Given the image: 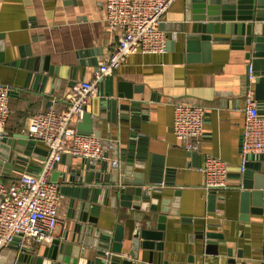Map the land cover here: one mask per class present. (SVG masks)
<instances>
[{
	"label": "crops",
	"instance_id": "1",
	"mask_svg": "<svg viewBox=\"0 0 264 264\" xmlns=\"http://www.w3.org/2000/svg\"><path fill=\"white\" fill-rule=\"evenodd\" d=\"M106 1L0 0V82L11 86L6 137L18 139L30 116L47 109L53 98L59 99L62 107L61 99L73 86L92 77L119 34L106 22ZM188 1L175 0L164 15L167 51L129 55L102 81L99 94L87 105L90 120L78 122V130L100 136L121 166L114 171L109 161L91 163L70 155L58 164L61 221L54 238L68 232L71 241L82 196L88 189L99 188L102 191H96L93 200L101 208L93 227L113 230L117 223L124 226L122 252L108 250L115 258L133 264H264V213L243 211L241 200L245 172L260 162V157H251L245 170L241 168L244 82L251 62L246 57L248 46L241 48L233 40H223L213 41L207 48L199 43L187 49L186 35L193 23ZM213 35L229 36L224 31ZM255 83L256 79L254 91ZM108 90L114 94L109 95ZM112 99L117 101L116 112ZM176 99L206 107L198 151L185 149L173 133L174 108L170 103ZM26 139L27 143L16 145L25 161L16 162L10 175L0 174V179L40 169L47 148L40 141ZM132 140V155L142 157L137 163L130 159L134 163L129 165ZM111 143L119 151L110 149ZM10 147H0L3 158L9 156ZM208 155L219 156L229 168L228 186L216 192L213 203L201 171ZM91 165L108 166L101 178L105 174L112 180L133 177L125 175L128 170L148 178L144 189L152 190L148 203L156 204L157 210H135L123 206L119 198L114 201L113 190L104 192L112 189L111 182L97 183L93 171L83 167ZM162 215L164 229L159 230ZM135 228L160 231L162 237L155 241L161 248L140 247L138 258L130 256L128 238ZM46 244L30 245L16 237L0 252V264H27L19 260L21 253H42ZM97 251L90 246L88 257L94 259ZM150 254L152 262H148Z\"/></svg>",
	"mask_w": 264,
	"mask_h": 264
},
{
	"label": "built area",
	"instance_id": "2",
	"mask_svg": "<svg viewBox=\"0 0 264 264\" xmlns=\"http://www.w3.org/2000/svg\"><path fill=\"white\" fill-rule=\"evenodd\" d=\"M175 0H107L106 22L113 31H119L115 44L98 62L90 79L77 82L64 99H52L51 105L29 117L22 134L42 142L47 155L36 173L23 171L11 179H0V252L10 246L16 237L27 244L49 243L55 237L59 216L60 192L52 174L64 156L70 155L95 163L109 161L112 168L121 166L112 157L100 136L81 133L77 123L83 119L87 105L99 94V86L108 76L127 61L132 53H164L169 35L161 25L164 15ZM244 82L242 107L244 127L241 144V168L245 170L250 158L264 156V115L252 86L256 75L251 63ZM11 86L0 82V141L6 137L10 116ZM173 133L188 151H198L204 136L206 107L200 102L176 99ZM117 145L110 144L116 151ZM119 153V152H118ZM201 171L208 191L227 188L229 168L219 156L208 155ZM114 255L105 253L110 264ZM122 257V255H121Z\"/></svg>",
	"mask_w": 264,
	"mask_h": 264
},
{
	"label": "water",
	"instance_id": "3",
	"mask_svg": "<svg viewBox=\"0 0 264 264\" xmlns=\"http://www.w3.org/2000/svg\"><path fill=\"white\" fill-rule=\"evenodd\" d=\"M187 8L190 9L191 13L189 19L193 21L191 29L186 35L187 49H192L199 43L207 48L213 41L223 40H233V43L241 48L248 46L246 57L251 61L253 73L256 75L255 97L261 110H264V0H189ZM161 27L163 28L164 25L162 24ZM221 31H224L229 36L213 35V33L218 34ZM108 94L112 96L114 94L113 90H108ZM111 103L116 112L117 101L112 99ZM261 112L263 113L264 111ZM89 116V113L85 112L82 120H90ZM83 123L80 124L82 127ZM25 143H27V139L24 135L18 139L6 137L3 141H0V147L5 146V149H9V145L11 146L7 159L3 158L5 155L0 151V164L3 167V169H0L1 175L9 176L16 162L25 161V154H18L22 149L16 147L17 144L23 145ZM29 143L33 142L30 141ZM133 143L132 140L131 147L129 148L130 154L127 156L129 165H133L134 163L130 159H133L137 163L141 162L139 160L142 157L138 155L136 159L132 155L131 148ZM123 159L124 157L122 158L121 156V160ZM263 161L264 156H260V162L251 165L253 170L245 172L241 192L243 211L250 210L254 214L264 213ZM83 167H87L88 171H93L94 174H90L97 177V183L111 182L112 189H106L104 192L108 193L113 190L116 193V196L113 198L114 201L119 198L123 206L133 207L135 210L147 207L152 211L157 210L156 204L148 203L152 190L149 188L144 189V185L149 182L148 178L146 180L142 179L138 173H132V171L128 170L125 171V175L131 173L133 177L127 176L120 179L119 177H114L112 180L109 174H105L101 178V173L106 171L108 166L100 168L94 165ZM117 170L118 168L114 169V171ZM57 176L58 172L55 170L51 177L52 180L57 181ZM96 191L100 193L102 189H88L86 196H82L78 207V221L74 225V236L71 241H68L69 235L68 232H65L61 237L53 238L46 244L42 253L40 251L25 255L21 253L19 260H24L27 264H106V251L112 250L111 252L121 253L124 240V226L121 223H117L113 230L101 229L98 226L93 227L98 222L97 215L101 208V204H97L93 200ZM90 193L91 199L90 197L88 198ZM216 195V191H210L209 197L211 203H213ZM105 203H107V200ZM164 220L163 215L159 217L161 223L157 227L159 230L164 229L162 223ZM161 237L160 231L156 232L152 229L140 228L133 229L128 238L131 242L129 255L138 258V249L140 247L153 249L157 245L161 248V244H157L155 241L160 240ZM90 246L98 248L97 256L94 259L88 257ZM26 249L27 247L23 248L22 251L25 252ZM28 249L32 250V248ZM148 262H152L151 254L148 257ZM110 264L133 263L126 258L113 257Z\"/></svg>",
	"mask_w": 264,
	"mask_h": 264
}]
</instances>
